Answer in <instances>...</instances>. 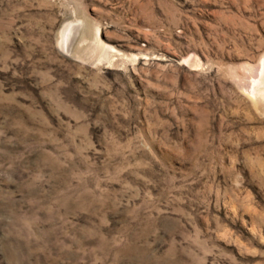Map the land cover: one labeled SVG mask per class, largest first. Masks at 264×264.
Masks as SVG:
<instances>
[{"label":"rangeland","instance_id":"1","mask_svg":"<svg viewBox=\"0 0 264 264\" xmlns=\"http://www.w3.org/2000/svg\"><path fill=\"white\" fill-rule=\"evenodd\" d=\"M263 56L264 0H0V264H264Z\"/></svg>","mask_w":264,"mask_h":264},{"label":"bare ground","instance_id":"2","mask_svg":"<svg viewBox=\"0 0 264 264\" xmlns=\"http://www.w3.org/2000/svg\"><path fill=\"white\" fill-rule=\"evenodd\" d=\"M259 67V66H258ZM247 91V94L253 99L258 101H264V56L261 60L260 71L258 77L253 79L252 82L248 85H242Z\"/></svg>","mask_w":264,"mask_h":264}]
</instances>
